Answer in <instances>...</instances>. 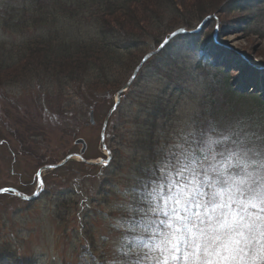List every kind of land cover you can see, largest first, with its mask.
Segmentation results:
<instances>
[{
    "label": "rangeland",
    "instance_id": "obj_1",
    "mask_svg": "<svg viewBox=\"0 0 264 264\" xmlns=\"http://www.w3.org/2000/svg\"><path fill=\"white\" fill-rule=\"evenodd\" d=\"M32 1L0 0V188L35 193L40 169L69 154L73 158L43 174L36 200L0 195V256L34 264H109L127 234L135 186L159 147L178 142L189 125L213 118L239 121L264 135L262 111H242L232 97L264 102V0H177L180 12H168L171 16L160 23L142 21L144 29L133 31L140 40L127 50L118 35L104 38L89 17L53 22L58 13L51 12L52 0H39L41 14L36 15L47 16L52 30L18 25L32 13L6 28V8L17 17ZM158 1L136 5L143 20L144 11L156 10ZM205 13L215 16L199 33L177 36L151 58L122 96L108 122L111 163L81 161L80 153L91 161L107 158L100 131L135 66L158 47L164 33L180 24L194 29ZM119 19L112 18L111 24L123 30L117 20H125ZM66 46L92 56L86 72L74 73L79 63L68 55L62 59Z\"/></svg>",
    "mask_w": 264,
    "mask_h": 264
},
{
    "label": "snow or ice",
    "instance_id": "obj_2",
    "mask_svg": "<svg viewBox=\"0 0 264 264\" xmlns=\"http://www.w3.org/2000/svg\"><path fill=\"white\" fill-rule=\"evenodd\" d=\"M135 187L109 264H264V135L239 121L191 124Z\"/></svg>",
    "mask_w": 264,
    "mask_h": 264
},
{
    "label": "trees",
    "instance_id": "obj_3",
    "mask_svg": "<svg viewBox=\"0 0 264 264\" xmlns=\"http://www.w3.org/2000/svg\"><path fill=\"white\" fill-rule=\"evenodd\" d=\"M38 1L39 0H33L32 2H29L28 5L26 4V10H24V12L20 11L19 16L17 17H16V13L15 15L11 16L12 13L11 10L9 8H6L8 10L2 15V19L5 27L7 25H11L10 21H15L16 19L18 20L27 19L26 14L32 13V15L30 16L31 18L28 22L18 23V25L19 26L26 25V27L35 26L36 28L45 27V29L51 28L49 30H52L54 25H52L51 27L49 26L47 27V25L49 24V19H47V16L44 17V19L46 18L45 20L41 19L40 17L38 18L36 17L37 14H41V9L38 10L37 7ZM52 1H53L52 5H50V7H53L51 12H53L54 9V16L55 13H58L55 17L52 16V18L54 17L53 22H55L56 19L59 21L60 17H62L61 21H65V22L70 20V18H78L82 16L80 21H83L84 19L83 17L86 18L89 17L90 21L91 20L94 21L95 24H97L100 28L103 29L102 32L104 33L103 34L104 38H106L108 34H114V35H118V39L119 40L121 39L120 41L126 42L127 44L125 48L126 50L132 47L137 41L140 40V38H138L139 35H137L133 31L137 30L136 27L140 29H144L140 24L142 21H145L146 23H150L152 21L153 22L156 21L160 23L164 20L166 16H171L174 12H180L181 10L179 8L180 6L177 0H160L156 4L157 5L156 10L148 9L144 11L146 14V20H143V18L140 17V12L137 11L136 9V5L144 6V4L146 5L154 4L156 3L155 2L156 0H67L66 11H61L62 2L64 0H52ZM27 10H29V12H27ZM168 12H171V15H169ZM209 15H212V13L203 14L201 19L193 27L198 26L199 23ZM124 17H127V19H125ZM112 18H120L119 20H121L122 18V20L123 19L125 20V22L123 21L122 23L121 21L117 20V23L124 25V28H122L123 30L111 24L110 20ZM39 20L40 22H38ZM10 27H15V26H10ZM179 27L192 28L184 24L177 25L173 28L169 27V29L171 28L170 31L164 33V35L161 36L157 40V42L160 43V41L164 36H166L169 32ZM31 44H35V42L30 43L29 45ZM71 44L76 45L77 43H71ZM86 45L87 44H83L80 45L79 47H86ZM65 56H67L68 60H71L75 63H79V65L73 67L72 70L74 71V73L75 71L81 73L86 72L87 71L86 63L89 62V60L92 58V56H90L89 58V54L86 51H83L82 49L72 50L69 49L68 46H66L64 50L62 59H66ZM81 61H83L84 65L83 63L80 64ZM70 65L74 66L72 63ZM232 97H234L236 101H239L242 104L241 105L242 111L251 110L250 108H253L255 110L262 111L261 113L264 114V102L257 100L258 99L257 97L255 98L253 97L250 99V98H246L245 95H237V94H232ZM259 118H260L259 120L260 125L262 124L264 126V116L259 113ZM254 132L263 135L260 132V130L257 131L254 130ZM0 264H34V262L32 260H27V259L17 260L16 256H12L11 254H8V256L6 257L0 256Z\"/></svg>",
    "mask_w": 264,
    "mask_h": 264
},
{
    "label": "water",
    "instance_id": "obj_4",
    "mask_svg": "<svg viewBox=\"0 0 264 264\" xmlns=\"http://www.w3.org/2000/svg\"><path fill=\"white\" fill-rule=\"evenodd\" d=\"M204 24V23H203ZM202 24V25H203ZM187 32V30H185V29H178V30H176L175 32H173V34L172 35H170V37L168 38V40H167V42H169L174 36H176V35H178V34H182V33H186ZM193 32H195V31H193ZM167 42H165V43H163L159 48H158V50L157 51H152V52H150V53H148L146 56H153V55H155L157 52H159L164 46H165V44L167 43ZM145 56V57H146ZM145 57H144V59H143V61L136 67V69H135V72H134V74H133V77H132V79H131V82H132V80L135 78V76H136V74L140 71V69L143 67V65H144V63H145ZM131 82H129L125 87H129V85L131 84ZM123 90L124 89H122L120 92H119V95H118V97L120 98V95L122 94V92H123ZM117 106H118V104H116L115 106H114V108L111 110V112H110V114L117 108ZM110 114H109V116H110ZM92 122L94 123L95 121H94V117L92 116ZM79 143H82L83 145H84V148H86V144H85V142H84V140H79Z\"/></svg>",
    "mask_w": 264,
    "mask_h": 264
},
{
    "label": "bare ground",
    "instance_id": "obj_5",
    "mask_svg": "<svg viewBox=\"0 0 264 264\" xmlns=\"http://www.w3.org/2000/svg\"><path fill=\"white\" fill-rule=\"evenodd\" d=\"M223 30L226 31L227 29H226V28H223ZM217 52H218V53L221 52V49H219ZM225 55H229V54H227V53L225 52ZM224 60H225V59H224ZM251 83H252V82H251Z\"/></svg>",
    "mask_w": 264,
    "mask_h": 264
}]
</instances>
